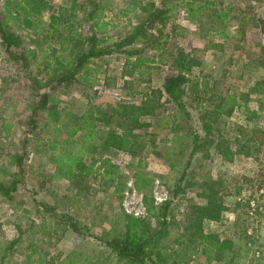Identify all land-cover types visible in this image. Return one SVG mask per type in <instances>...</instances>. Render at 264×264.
I'll use <instances>...</instances> for the list:
<instances>
[{"label":"rangeland","instance_id":"obj_1","mask_svg":"<svg viewBox=\"0 0 264 264\" xmlns=\"http://www.w3.org/2000/svg\"><path fill=\"white\" fill-rule=\"evenodd\" d=\"M45 1L52 10L58 6L68 9L76 3V16L71 20L84 35L89 22L82 20L83 9L91 10L98 0ZM146 1L149 0H141L142 3ZM151 1L156 4L165 1L172 7L169 18L156 24L162 28L163 35H167L161 37L167 41L166 48H182L200 61L192 70L199 91L188 90L190 119L173 116L175 106L164 93L162 81L166 73L175 70L157 61L153 37L148 41L142 39L135 47L142 48V54L155 62L147 61L134 68L130 63L125 64V54L115 53L107 63L102 62L101 68L87 81L79 77L67 87L53 91L61 103H68L70 110L82 114L93 105L138 103L144 91L151 93L160 89L159 106L153 116L142 117L148 125L134 130L130 150L112 147L109 152H102L98 148L94 154L99 159L109 157L118 166L122 177L115 180H109L111 175L102 176L103 168H99L97 175L82 177L79 183L67 179L59 171L60 165L54 158L65 148L61 141L65 136L54 129L47 113L37 110L33 114L35 101L30 99L27 88L30 80L23 76V68L11 61L0 45V182L8 184L16 180V190L10 201L0 195V247L18 238L2 264H35L26 259L32 244L41 251L46 263L62 264L66 255L72 253L69 264H115L114 254L105 242L132 223L128 217L147 220L155 230L159 227L152 210L171 199L175 181L188 159L189 134L204 135L200 115L212 108L213 92L224 100L231 95L246 97L245 100L238 97L227 116L219 115L216 127L220 131L216 141H223L222 150L227 146L233 152L235 138H253L248 145L251 153H231L225 157L213 142L206 154L200 150L191 157L185 177L192 184L170 204L169 223L159 249L164 256L161 264H264V85H256L264 79V0H214L216 11L198 14L200 20L197 21L187 19L184 0ZM130 2L99 0L96 12L104 29L102 33L110 35L104 45L123 37L138 23V7L125 12L132 7ZM218 9L229 15L224 35L220 32L223 27L216 22L212 25L210 20ZM45 14L42 19L47 24L48 11ZM10 25L21 34L25 46L37 51L38 61L43 58L44 48H47L45 53L51 52L53 47L58 49L55 39H50V47H47L48 43L45 44L39 34L14 22ZM149 33L157 35V29ZM162 58L168 63L171 59L168 55ZM202 81L212 89L205 91ZM32 115L36 121L34 127ZM55 137L59 141L53 151L51 144ZM68 149L73 154L78 152L75 144ZM14 154L22 156L19 175V167L12 163ZM90 156H83L86 165L91 162ZM99 159L94 167L100 164ZM136 173L141 175L140 181L135 180ZM211 179L223 181L218 193L222 195L226 210L217 221L204 220L202 229L206 233H216L219 238H232L235 247V252L225 251L218 257L215 253L208 257L205 244L188 228L190 207L205 201L201 185ZM128 181H132L137 194L142 196L146 212L141 215L134 216L125 210ZM39 202L54 207L57 217H51ZM61 215L77 219L82 234L59 225L57 218ZM37 253L32 258H36Z\"/></svg>","mask_w":264,"mask_h":264},{"label":"trees","instance_id":"obj_2","mask_svg":"<svg viewBox=\"0 0 264 264\" xmlns=\"http://www.w3.org/2000/svg\"><path fill=\"white\" fill-rule=\"evenodd\" d=\"M95 2L94 8L91 10L83 9L82 20L89 22L84 35L77 31L75 21L71 20L76 16L74 11L76 3L68 9L58 6L56 10H52V6L45 0H2L0 4V45L3 46L11 61L17 62L19 67L23 68V76L30 80L27 88L30 99L35 101L33 114L37 110L44 111L47 113V118L51 120L54 129L64 134L65 137L61 141L65 144V148H62L59 154H55L54 161L60 165H57L58 169L65 174L67 179L75 180L77 183L80 182L82 177L99 174V168H103L102 176L111 175L109 180L122 177L118 166L109 157L99 159L100 157L95 158L94 154L98 148L102 152L104 150L109 152L112 147L130 150L132 139L135 137L134 130L148 125L142 117L153 116L155 108L160 103L161 91L160 89L152 90L151 93L144 91L138 103L126 101L116 102L113 105L106 104L104 107L93 105L89 106L84 113L77 114L68 108V103L63 104L59 101L58 96L53 93L54 90L67 87L77 81L79 77H83L87 81L89 76L98 71L102 64L107 63L108 58L115 53L125 54V64L130 63L134 68H138L147 61L155 62L153 58L142 54V48L135 47L142 39L148 41L153 37L152 47L157 51V61L168 64L169 68L175 70L166 73L162 81L164 93L175 106L173 116L190 119L191 113L187 105L188 90L191 89L196 93L199 91L196 80L192 78V70L193 67L200 65V61H197L195 57L182 48L174 50L166 48V39L161 40L162 28L156 25L157 23H164L169 18V12L172 10L170 3L162 1L156 4L155 1L151 0L142 3L141 0H131L132 7H128L125 12L135 11L138 7L140 12V16L138 13V23L123 37L104 45V41L110 35L102 33L104 29H102V24H100L96 12L99 7V0ZM183 7L189 21L200 20L198 14H209V11H213V13L216 11L214 0H184ZM46 11H48L47 24L42 19L46 15ZM228 17L229 15L223 9H218L216 16L210 19L212 25L216 22L218 26L223 27L220 31L222 35L226 30L224 29L227 25L225 21ZM10 22L19 24L23 29L32 31L33 34H39L45 44H49L50 39H55L58 49L53 47L51 52L45 53L47 48H44L43 58L38 61L37 51L24 45L21 34L11 27ZM153 28L157 29V35L149 33ZM100 33L103 35H100ZM163 36L166 38L167 35ZM48 44L47 47H50V44ZM216 45L215 43L214 46ZM57 50L62 52L57 53ZM163 55H168L171 58L169 63L168 60L162 58ZM31 67H34L35 71ZM142 72L139 71V73ZM202 82L205 91L212 89L207 87L206 81ZM259 84L264 85V79L256 83V85ZM89 85H92L91 82ZM237 98L231 95L230 98L224 100L221 95L215 92L212 93L210 98V101L213 102L212 108L210 111H202L200 115L202 120L201 129L204 135L197 132L189 134L191 144L188 159L184 162L182 171L175 181L171 199L157 209L152 210L159 227L155 230L147 220L128 217L132 223L125 225L121 232L111 236L105 242V245L114 254L115 264H161L164 262L163 253L159 249L163 246L162 238L169 223L167 217L169 216L170 204L192 184L191 181H186L185 176L190 159L194 154L200 152V150L206 154L209 145L213 142L225 157L228 154L231 156L238 153H251L248 145L250 141L254 140L253 138L246 140L235 138V150L233 152L227 146L222 150L220 146L222 147L223 141H216L220 131L216 127L217 119L219 115L230 113L237 104ZM239 98L246 99L244 95ZM211 102L209 103L211 104ZM224 106L226 109H224ZM62 114L63 116L60 119L59 116ZM32 118L31 121L34 127L36 121H34L33 115ZM176 137L178 136L176 135ZM203 138H205V141H202ZM58 141V137H55L51 144L53 151L56 149ZM72 144H75L78 148L77 154H73L68 149ZM87 154H91V162L86 165L83 156ZM12 158V163L17 164L19 167L22 156L14 154ZM98 159L100 164L94 167ZM21 170L19 167L18 175ZM134 177L137 181L142 179L141 175L137 173L134 174ZM222 184L223 181L220 179H211L202 183L201 196L205 201L193 204L190 207L189 231L205 244V252L208 257H211L212 253H215L218 257L225 251L235 252L232 238H219L216 233H206L202 229L204 220L217 221L226 210L222 195L218 193L223 188ZM15 186L16 180L13 179L8 184L0 182V195L10 201L13 197L12 192L16 190ZM146 200L147 197L144 198L145 203ZM38 205L49 212L51 217H57L54 207L44 202H39ZM150 209H152L151 205ZM57 221L64 228H70L79 235L82 234L79 227L80 223L74 217L61 215L58 216ZM17 240L16 237L7 245L0 247V264L7 259ZM36 252H38L37 257L32 258V255ZM71 256L72 253H68L67 258L62 260V264H69L68 260ZM26 259L35 264H54L46 263L44 256L35 244H32L31 251L26 254Z\"/></svg>","mask_w":264,"mask_h":264},{"label":"built area","instance_id":"obj_3","mask_svg":"<svg viewBox=\"0 0 264 264\" xmlns=\"http://www.w3.org/2000/svg\"><path fill=\"white\" fill-rule=\"evenodd\" d=\"M127 191L124 199V207L127 213L138 216L145 211V205L143 203L142 196L137 194V190L132 186V181L127 183Z\"/></svg>","mask_w":264,"mask_h":264}]
</instances>
